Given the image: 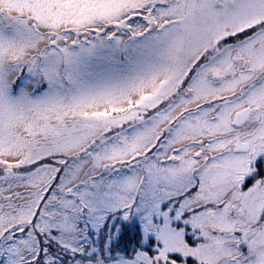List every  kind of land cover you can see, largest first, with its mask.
I'll use <instances>...</instances> for the list:
<instances>
[{
    "label": "snow or ice",
    "instance_id": "obj_1",
    "mask_svg": "<svg viewBox=\"0 0 264 264\" xmlns=\"http://www.w3.org/2000/svg\"><path fill=\"white\" fill-rule=\"evenodd\" d=\"M0 264H264V0H0Z\"/></svg>",
    "mask_w": 264,
    "mask_h": 264
}]
</instances>
